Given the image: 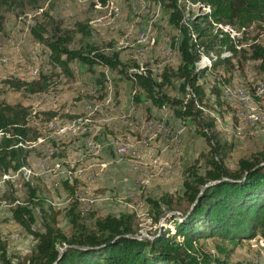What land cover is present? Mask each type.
Returning a JSON list of instances; mask_svg holds the SVG:
<instances>
[{"label": "rangeland", "instance_id": "rangeland-1", "mask_svg": "<svg viewBox=\"0 0 264 264\" xmlns=\"http://www.w3.org/2000/svg\"><path fill=\"white\" fill-rule=\"evenodd\" d=\"M177 4L187 23L209 13L188 0ZM169 14L156 0H111L103 6L94 0H7L0 5V103L19 104L30 113L26 164L0 174V243L13 262L31 254L36 245L31 232L43 231L46 223L70 234L63 181L74 187L78 211L88 225L96 217L130 213L137 233L148 235L156 225L147 214L146 197L176 194L184 167L207 150L193 126L181 124L168 107L135 103L134 88L118 73L99 66L91 71L78 61L65 72L49 62L46 41L73 32L71 49L92 45L104 53L117 51L130 72L150 71L157 79L164 67L180 63L171 46L179 33ZM36 26L46 41L33 37ZM220 31L237 44V54L232 71H215L228 83L216 85L215 73L202 82L204 111L216 120L221 141L231 146L226 164L234 169L239 159L264 149V68L252 59L254 46L264 48V14L246 27L213 24L207 33ZM215 58L214 53L202 55L199 68L210 67ZM33 81L40 86L46 81V89L30 93L11 84ZM214 85L217 92L211 94ZM164 90L182 97L177 81ZM18 205L30 209V231L12 216ZM185 208L182 203L179 210ZM207 247L212 249L211 241ZM233 250L231 264H264L262 237L242 241Z\"/></svg>", "mask_w": 264, "mask_h": 264}, {"label": "trees", "instance_id": "trees-1", "mask_svg": "<svg viewBox=\"0 0 264 264\" xmlns=\"http://www.w3.org/2000/svg\"><path fill=\"white\" fill-rule=\"evenodd\" d=\"M5 1L0 0V5ZM40 1L46 0L31 3ZM94 1L102 6L111 3V0ZM156 1L169 10L168 21L179 33L171 46L180 60L175 68L164 67L157 79L150 71L130 72L117 51L104 53L92 45L71 49L73 32L56 33L47 41L41 26L31 28V34L38 41H46L49 62L65 72L69 71V63L78 61L91 71L99 66L118 73L134 88L135 103L146 101L158 109L168 107L181 124L193 126L195 134L205 140L207 150L199 154L197 162L184 167L182 185L176 194L146 197L147 214L156 225L150 234L137 233L135 218L130 213L96 217L88 225L78 211L75 189L66 180L62 185L69 196L65 214L70 234L65 235L54 223H46L43 231L31 232L36 245L25 259L13 262L0 243V264H231L230 256L238 243L256 237L264 240V149L239 159L234 169L228 168L226 157L231 146L221 141L216 120L204 111L207 94L202 83L219 67L232 71L231 60L237 54V44L228 33L211 35L207 31L213 24L246 27L258 22L264 14V2L188 0L207 7L209 13L187 23L183 21L178 0ZM84 28L77 24L78 31L85 32ZM223 52L230 55L223 56ZM210 53L216 55L211 66L199 68L202 55L209 57ZM252 59L260 61L264 68V48L254 46ZM213 78L216 85L228 83L216 73ZM175 81L182 97L174 98L164 90L173 88ZM11 84L19 89L25 86L30 93L46 89V81L44 86L37 81ZM216 92L214 85L210 93ZM29 117L28 109L22 105L0 103V174L25 166ZM31 194L35 197L33 190ZM182 203L186 208L179 210ZM171 211L176 214H168L161 223L162 215ZM12 216L19 226L30 231L34 219L28 206L18 205ZM208 241L212 242V249L207 247ZM228 243L233 248H227Z\"/></svg>", "mask_w": 264, "mask_h": 264}, {"label": "water", "instance_id": "water-1", "mask_svg": "<svg viewBox=\"0 0 264 264\" xmlns=\"http://www.w3.org/2000/svg\"><path fill=\"white\" fill-rule=\"evenodd\" d=\"M215 182H210L209 184H214ZM209 184H207V185H209ZM206 185V186H207ZM206 186H204V188L206 187ZM203 188V189H204ZM203 189H202V191H203ZM168 214H176L175 212H173V211H171V212H165L163 215H162V217H161V219H160V222L162 223L163 222V220L165 219V217L168 215ZM131 237H137L136 235H133V236H131ZM64 250H65V247L63 248V250L60 252V255L64 252Z\"/></svg>", "mask_w": 264, "mask_h": 264}]
</instances>
